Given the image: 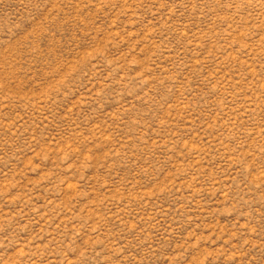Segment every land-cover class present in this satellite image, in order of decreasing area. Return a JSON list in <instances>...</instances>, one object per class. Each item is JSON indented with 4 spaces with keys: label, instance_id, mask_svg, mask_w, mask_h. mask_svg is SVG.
<instances>
[{
    "label": "rangeland",
    "instance_id": "374dc122",
    "mask_svg": "<svg viewBox=\"0 0 264 264\" xmlns=\"http://www.w3.org/2000/svg\"><path fill=\"white\" fill-rule=\"evenodd\" d=\"M0 264H264V0H0Z\"/></svg>",
    "mask_w": 264,
    "mask_h": 264
}]
</instances>
